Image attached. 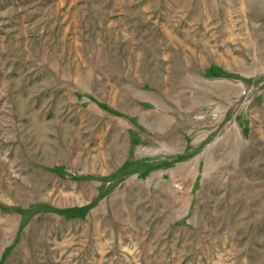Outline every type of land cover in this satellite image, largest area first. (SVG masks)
Returning <instances> with one entry per match:
<instances>
[{"label":"rangeland","instance_id":"obj_1","mask_svg":"<svg viewBox=\"0 0 264 264\" xmlns=\"http://www.w3.org/2000/svg\"><path fill=\"white\" fill-rule=\"evenodd\" d=\"M0 264H264V0H0Z\"/></svg>","mask_w":264,"mask_h":264}]
</instances>
